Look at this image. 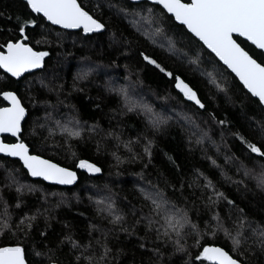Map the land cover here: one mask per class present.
Returning a JSON list of instances; mask_svg holds the SVG:
<instances>
[{"label":"snow or ice","instance_id":"1","mask_svg":"<svg viewBox=\"0 0 264 264\" xmlns=\"http://www.w3.org/2000/svg\"><path fill=\"white\" fill-rule=\"evenodd\" d=\"M23 5L24 12L16 15L14 28L7 32L0 29V70L11 86L9 90L0 88V157L13 158L26 170L23 174L34 181L72 185L77 180V172L51 158H44L38 153L37 144L52 141L53 146L65 148L76 169L98 174L102 169L88 159L79 158L70 143L85 140L84 133L94 132L98 125L86 127V122L80 120L73 105L63 121L54 119L47 112L44 123L38 125L47 129V135L41 141L32 139L36 136L37 122L32 119L33 114L25 98L35 105L36 99L31 95L34 82L48 92H56L58 102L63 103L59 101V93L63 91L64 84L53 82L56 77L54 74L50 77L49 61L46 59L50 57V52L39 46L45 43L51 45L53 41L49 37L53 35L59 45L66 33L79 30L86 37L97 34L98 38L108 33L109 46L119 52L121 48L116 46H130L133 37L123 32L118 35L102 16L94 15L101 7L99 0L91 7L82 0H23ZM109 7L115 5L109 4ZM117 16L127 21L134 34L174 58L175 69L143 50L138 53L146 65L153 66L167 78L175 92L174 98L184 104L186 110L177 112L176 117L184 122L189 149L194 150V145L201 146L204 152L202 146L211 143L219 153L221 144L228 148L225 136H232L241 146V155L225 154V163L234 164L238 174L254 180L256 188L264 193V0H131L127 7L118 9ZM177 38L182 46H178ZM124 70L126 83L117 86L108 80L105 90L120 98L121 115L134 112L143 116L146 129L154 136L169 126L174 117L157 111L136 91L142 83L138 71L134 73L128 64L124 65ZM37 71L43 73L38 80ZM94 71V67H81L73 76L72 90L83 91L78 84L88 80ZM185 71L198 74L214 88L215 94L209 99L215 100L217 95H221L223 102L235 110V120L227 116L219 118L205 102L193 79L185 76ZM134 74L135 80L132 79ZM212 125L220 129V143L210 134ZM57 135L62 142L55 140ZM107 135L114 137L117 146L122 143L128 149L130 161L147 157L144 167L152 162L155 141L147 134L142 135V144L140 137L135 141H121L118 133L109 132ZM133 143L141 146L142 154L132 150ZM96 147L99 151V142ZM112 155L117 164L123 162L115 152ZM168 160L175 166V182L163 173L155 181L145 179L143 172L138 174L144 182L137 186L139 211L136 205L132 206L131 223L115 206L114 194L105 185L107 194L95 201L96 210L99 215L109 218L114 227L101 229L89 224L86 243L74 239L73 233L68 230L51 247L48 244V228L53 217L49 209L36 208L30 214L28 211L13 213L4 195L5 190L11 192L14 189L16 196L13 199L19 209L24 204L20 197L25 191L35 192L36 183H21L18 176L20 168L13 166L5 169L0 177V264H44V261L33 260L32 257H44L47 264H65L58 255L65 246H68V255L71 256L67 264H113L114 260H119L123 250L116 249L113 255V248L108 242L109 234L117 231L133 236L140 225L144 234L138 236V247L150 254L148 264H165L164 250L169 246V256L181 254L183 264H252L253 255L259 253L264 256V220L251 217L245 207L226 196L200 170L194 169L192 176L186 180L180 175L176 161L171 156ZM211 162L220 167L215 159ZM221 175L235 184L238 192L241 185L245 192L251 191L244 178L233 180L223 169ZM186 188L191 189L190 195L195 199L190 201L185 196ZM197 189L199 196H196ZM177 192L180 193L178 197ZM60 195L63 196V193ZM197 200L210 212V220H204L202 224L190 216L192 209L197 207ZM222 202L226 204L223 216L215 211ZM13 215L17 216L15 220ZM41 216L44 217L43 229L36 223ZM64 228L70 229V226L65 223ZM34 232H38L40 250H37ZM93 232H99L100 236L93 237ZM221 238L227 243V248L218 242ZM29 245L32 247L29 248ZM140 264H144L143 260Z\"/></svg>","mask_w":264,"mask_h":264},{"label":"trees","instance_id":"2","mask_svg":"<svg viewBox=\"0 0 264 264\" xmlns=\"http://www.w3.org/2000/svg\"><path fill=\"white\" fill-rule=\"evenodd\" d=\"M84 4L89 7L96 0H82ZM101 7L94 12V15L102 16L109 28L116 31L119 35L123 32L126 36L133 37V43L130 46H116L120 47L119 52L114 51L113 47L109 46V34L105 33L103 36L97 38V34H91L90 37L84 36L82 32H70L65 34V38L58 45L55 36H50L53 42L51 45L42 44L39 47L48 50L50 57L46 58L48 63L50 77L54 74L55 84H64V89L59 93V101L56 92H48L41 87L38 82H34L31 95L35 97L36 103L33 105L25 98V103L30 112L33 114L32 119H36L37 126L35 128L36 136L32 139L41 141L43 136L47 135V129H41L38 125L44 123V118L47 112L52 114L54 119L63 121L66 115L71 112V106H75L76 113L81 121L86 122L87 125H98V128L92 132L84 133L85 140L70 141L74 145L73 150L77 152V156L82 159H88L90 162L96 163L102 171L98 174H89L84 170L76 169L74 167V160L65 148L53 146L52 141L44 145L37 144L38 153L44 158H51L59 162L62 166L71 167L78 173V182L72 188H59L56 186L47 185L42 181H34L23 173L25 170L18 162L12 159L0 157V177L3 176L4 170L13 166L20 168L21 173L18 174L21 183H36L37 190L35 192H24L20 197L24 204L21 208L15 207L16 201L13 199L16 196L15 190L11 192L5 190L4 195L10 202V211L13 213H22L28 211L29 214L35 211L36 208L43 210L49 209L51 219V226L48 228L49 246H54L58 238L64 234L65 231L70 230L73 233L74 239L81 243H86L89 239V224H95L101 229H111L114 226L109 223V218H105L97 213V205L95 201L103 198L107 194V185L114 194L113 198L116 201V207L119 208L125 215V220L128 223L132 222L131 208L133 205L137 206L139 211L140 200L137 196V186L143 184L139 173L143 172L145 179L155 181L160 173L168 177L172 182L177 179L175 166L172 165L168 156H171L176 164L179 165L180 175H183L187 180L193 174L194 169H198L209 177L217 186V188L224 192L226 196L234 199L241 207H245L249 215L257 220H264V193H261L255 186V181L251 178H244L242 173L236 172V167L232 163H225V154L241 155V146L232 136L226 135L225 141L228 148L220 145V151L211 143H206L202 147L195 146L194 150H190L187 142V131L184 127L183 120L176 117V113L181 110H186L184 104L175 99V92L170 88L167 78L154 69L151 65H146L142 58L138 55L140 50L147 52L154 56L158 61L164 62L168 67L175 69L177 64L173 57H170L162 49L153 47L147 40L138 34H134L127 21L120 19L117 16L120 7H127L130 4L127 0H99ZM109 4L115 7H109ZM0 29L7 32L8 29H13L15 26V17L17 14L24 12L23 2L20 0H0ZM12 17V19H9ZM63 31V30H61ZM138 41V42H137ZM2 42V41H0ZM178 46H182L177 38ZM70 53V55H69ZM87 57L88 59H84ZM112 61L116 63L113 64ZM128 64L132 67L134 73L139 72V78L142 81L137 86L136 91L143 96L144 100L151 104L157 111L164 112L167 115H172L174 119L169 122L163 131L156 133L154 136L151 131L146 129V122L143 116L136 113L120 114L122 107L120 98L112 92L105 90V82L111 80L115 85H123L125 70L124 65ZM84 66L94 67L95 71L89 76L88 80L81 81L78 87L83 88V91H73L72 83L75 73ZM183 71V70H182ZM185 76L193 79L196 86L199 88L201 95L204 96L205 102L209 108L213 110L219 118L227 116L231 120H235L234 109H231L223 102L221 95H217L215 100L209 99L211 95L215 94V89L207 85L198 74L184 72ZM43 75L41 72L36 73L37 80ZM136 79V75L132 76ZM9 81L5 79L4 74L0 71V88L9 90ZM23 92V87H21ZM171 92V95L169 93ZM139 98V96L137 97ZM47 103H44V102ZM49 105L54 107H49ZM99 105V107H97ZM31 124V120L29 121ZM115 132L120 135L121 141L132 140L135 141L138 137L147 134L154 139L155 143L152 148L151 163L144 167L147 163V157L132 162L128 159L131 153L121 143L117 146V141L107 133ZM213 139L220 143V129L212 125V132L210 133ZM90 137V138H89ZM55 140L62 142V138L57 135ZM97 142L100 143V150L97 151ZM132 150L142 154V148L139 144L133 143ZM47 150H44V149ZM120 156L123 161L117 164L116 159L112 153ZM206 153V155H205ZM167 154V155H165ZM210 157L211 159L206 158ZM212 159L216 160L217 168L212 164ZM247 163V162H246ZM252 165L249 163L248 165ZM221 169L232 177L233 180L244 178L248 189L251 191L245 192L244 186H240V191H237V186L225 180L221 175ZM171 193V189L168 190ZM191 189H185V196L189 200L195 199L190 195ZM52 193H56L53 195ZM63 193V196L60 195ZM243 193V195H242ZM180 193H176L178 197ZM200 192L196 190V196ZM61 200L64 203H59ZM59 203V206L57 204ZM197 208L199 209V216L197 215ZM215 211L220 212L223 216L226 214V204L220 203ZM190 216L194 220H199L202 224L204 220H210V212L197 200V207H194L190 212ZM17 218L13 215V220ZM37 225L40 229L44 228V217L41 216L37 220ZM67 223L70 229H65L64 224ZM214 223V222H213ZM136 235L127 236L123 232L113 231L109 234V246L113 248V255L116 254V249H122L118 261H113V264H140L143 260L144 264H148L149 253L138 247V236H142L143 226H138ZM93 237L100 236L99 232H93ZM36 238L37 250H40L38 232H34ZM210 239V238H209ZM219 243L228 245L221 238ZM191 243V241H189ZM32 245H29L31 248ZM165 264H183L181 254L169 256L171 247L164 250ZM58 255L67 264L71 260L68 255V246H65ZM33 260L44 261V257H32ZM252 264H264V256L256 253L251 257Z\"/></svg>","mask_w":264,"mask_h":264},{"label":"water","instance_id":"3","mask_svg":"<svg viewBox=\"0 0 264 264\" xmlns=\"http://www.w3.org/2000/svg\"><path fill=\"white\" fill-rule=\"evenodd\" d=\"M20 1H22L23 2V0H20ZM127 1H129L130 3H131V0H127ZM77 31H79V30H71L70 32H77ZM1 72H2V70H0ZM37 72H39V71H37ZM4 158V157H3ZM8 159H12L13 160V158H8ZM22 166V165H21ZM26 171V170H25ZM74 171H76V170H74ZM77 172V171H76ZM30 179H32L33 180V178L32 177H29ZM78 173H77V180L72 184V185H55V184H51V183H49V182H45V181H42V180H40V181H42V182H44L45 184H47V185H51V186H56V187H59V188H72V187H74L76 184H77V182H78Z\"/></svg>","mask_w":264,"mask_h":264}]
</instances>
